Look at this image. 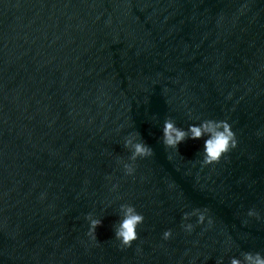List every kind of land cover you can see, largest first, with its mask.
Instances as JSON below:
<instances>
[{"label":"water","instance_id":"95a60500","mask_svg":"<svg viewBox=\"0 0 264 264\" xmlns=\"http://www.w3.org/2000/svg\"><path fill=\"white\" fill-rule=\"evenodd\" d=\"M169 117L227 119L238 146L202 167L203 140L163 146ZM132 132L154 155L128 176L117 161L130 162ZM125 203L145 217L129 248L113 229ZM194 208L213 224L192 217L188 234ZM88 213L102 219L96 241ZM243 252L264 254V0H0V264Z\"/></svg>","mask_w":264,"mask_h":264},{"label":"clouds","instance_id":"9594fccd","mask_svg":"<svg viewBox=\"0 0 264 264\" xmlns=\"http://www.w3.org/2000/svg\"><path fill=\"white\" fill-rule=\"evenodd\" d=\"M191 118V113H189ZM196 119H199L197 117ZM257 135H261L260 132ZM203 140V148L200 152L202 167L217 164L227 154L237 148L238 140L235 132L233 131L232 124L227 119L214 120L205 119L200 120L198 124H189L187 129L179 127L176 122L171 118H167L163 122L161 142L165 149H172L175 154H180L178 146L186 140ZM124 148L130 153L126 162L118 160L122 164L125 175L132 176L136 171L135 162L138 159H145L154 155V150L151 146L143 141L139 132L129 133L124 138ZM172 155L168 156L171 160ZM171 187V185H170ZM115 190V186L113 188ZM46 194H41V200L45 199ZM119 220L113 226L114 238L120 242L122 248H129L133 242L138 240V228L144 222V215L137 211V208L132 204H121L119 206ZM209 210L207 208L200 209L194 208L190 212L183 214L184 223L181 228L184 232L191 234L196 227L193 223H188L192 217L197 218V224H204L207 219V224L211 226L213 220L208 216ZM248 217H254L260 220V214L255 209H249L247 212ZM85 219L89 223V230L87 236L96 241V229L102 225V219L96 218L92 213H88ZM173 236L172 230H165L162 234V239L167 241ZM216 264H223V260L216 261ZM229 264H264V254L261 252H243L242 258L232 257Z\"/></svg>","mask_w":264,"mask_h":264}]
</instances>
